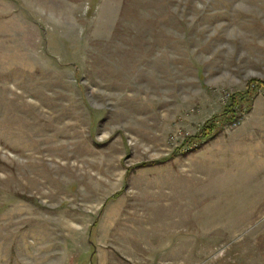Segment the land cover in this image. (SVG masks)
I'll list each match as a JSON object with an SVG mask.
<instances>
[{
	"label": "rangeland",
	"instance_id": "374dc122",
	"mask_svg": "<svg viewBox=\"0 0 264 264\" xmlns=\"http://www.w3.org/2000/svg\"><path fill=\"white\" fill-rule=\"evenodd\" d=\"M0 264H264V0H0Z\"/></svg>",
	"mask_w": 264,
	"mask_h": 264
},
{
	"label": "trees",
	"instance_id": "16d2710c",
	"mask_svg": "<svg viewBox=\"0 0 264 264\" xmlns=\"http://www.w3.org/2000/svg\"><path fill=\"white\" fill-rule=\"evenodd\" d=\"M174 1L180 2V4H181V2H184L185 0H174ZM168 9H169V11L171 13H176V14L178 13V11L181 10V8L179 6L176 7L175 5L174 6L173 5H169ZM235 101H236V98L233 96L231 98V102L234 103ZM226 112H229V109ZM211 129L212 128L210 126H209V128H205V131L202 134V135H204L203 137H206L208 135V131H210Z\"/></svg>",
	"mask_w": 264,
	"mask_h": 264
},
{
	"label": "built area",
	"instance_id": "2783aa9c",
	"mask_svg": "<svg viewBox=\"0 0 264 264\" xmlns=\"http://www.w3.org/2000/svg\"><path fill=\"white\" fill-rule=\"evenodd\" d=\"M237 123H238V122H233L232 125H233V126H237Z\"/></svg>",
	"mask_w": 264,
	"mask_h": 264
}]
</instances>
